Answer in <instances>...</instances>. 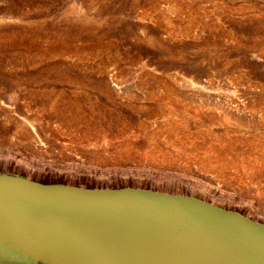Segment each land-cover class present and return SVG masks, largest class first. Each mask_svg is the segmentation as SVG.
Masks as SVG:
<instances>
[{
	"label": "rangeland",
	"instance_id": "1",
	"mask_svg": "<svg viewBox=\"0 0 264 264\" xmlns=\"http://www.w3.org/2000/svg\"><path fill=\"white\" fill-rule=\"evenodd\" d=\"M0 175L264 226V0H0ZM219 218L212 259L264 255Z\"/></svg>",
	"mask_w": 264,
	"mask_h": 264
},
{
	"label": "water",
	"instance_id": "2",
	"mask_svg": "<svg viewBox=\"0 0 264 264\" xmlns=\"http://www.w3.org/2000/svg\"><path fill=\"white\" fill-rule=\"evenodd\" d=\"M175 198L186 202L184 206L188 208V204H195L203 206L204 210L186 213L185 217L170 215L169 210L174 205L170 199ZM0 202L8 205L0 213L2 242L12 245L17 259L27 264H63L61 261L65 255L60 252L59 234L66 226L65 220L90 218L91 214H98L101 219L108 215L115 216V230L121 233L124 228L130 234L133 253L143 251V237H140L143 235L140 231L143 230L137 228L138 224L143 223V214L152 218L151 223L159 235L169 238L174 232L196 229L212 221V216H220L219 221L232 216L241 224L239 233L252 238L264 251V244L261 243L264 235L252 229L264 230V226L255 225L236 213L220 211L192 198L130 189L84 190L45 186L14 175H0ZM132 205L137 209L135 212H130ZM224 239L226 235L220 234L219 240ZM57 252L61 255L60 260L55 258ZM241 255L248 264L249 250L242 249ZM89 256L95 260V264H109L108 250L93 251ZM250 264H264V255Z\"/></svg>",
	"mask_w": 264,
	"mask_h": 264
},
{
	"label": "crops",
	"instance_id": "3",
	"mask_svg": "<svg viewBox=\"0 0 264 264\" xmlns=\"http://www.w3.org/2000/svg\"><path fill=\"white\" fill-rule=\"evenodd\" d=\"M6 206L2 203L4 209ZM114 217L108 215L101 219L98 214H91L90 218L65 220L66 226L59 234L60 252L65 255L61 262L95 264L89 253L108 250L109 264H227L223 260L212 259L210 250L200 241L205 237L204 234H197L196 229H191L174 232L170 238L161 236L148 214H143V223L137 227L143 230L140 231L143 234L140 235L143 237V251L133 253L130 234L124 228L121 233H117ZM2 240L0 237V263L27 264L17 259L15 249ZM57 255L58 252L55 258L59 259L60 253Z\"/></svg>",
	"mask_w": 264,
	"mask_h": 264
},
{
	"label": "bare ground",
	"instance_id": "4",
	"mask_svg": "<svg viewBox=\"0 0 264 264\" xmlns=\"http://www.w3.org/2000/svg\"><path fill=\"white\" fill-rule=\"evenodd\" d=\"M2 247H3V245H2ZM4 248H6V246H5ZM6 249H7V248H6ZM5 252H6V251H5ZM14 253H15V252H14ZM2 254H3V252H2ZM7 254H8V253H7ZM58 255H59V252H58ZM58 255H57V256H58Z\"/></svg>",
	"mask_w": 264,
	"mask_h": 264
}]
</instances>
